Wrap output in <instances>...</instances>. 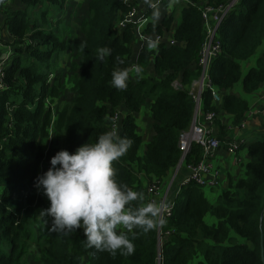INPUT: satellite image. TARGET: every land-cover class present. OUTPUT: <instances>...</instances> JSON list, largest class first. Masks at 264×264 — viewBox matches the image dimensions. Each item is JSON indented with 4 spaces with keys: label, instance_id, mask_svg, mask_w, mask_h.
I'll use <instances>...</instances> for the list:
<instances>
[{
    "label": "trees",
    "instance_id": "trees-1",
    "mask_svg": "<svg viewBox=\"0 0 264 264\" xmlns=\"http://www.w3.org/2000/svg\"><path fill=\"white\" fill-rule=\"evenodd\" d=\"M18 1V9L4 11L6 29L14 39V55L4 71L6 88L0 91V264H32L29 247L33 240L43 242L34 264H83L85 258L89 264H159V258L161 264H194L199 256L204 264H263L264 139L248 145L243 178H228V188L218 195L214 206L206 199L203 187L194 183L174 192L173 214L161 224V247L157 227L146 234L136 228L135 238L128 233L134 252L121 255L86 247L82 229L57 232L51 230L49 218L35 221V181L51 145V134L55 148L74 153L110 132L118 111L119 136L132 143L127 153L113 162L116 180L142 192L146 204L145 188L131 165L137 164L145 175L161 180L178 166L179 136L189 129L194 111L188 91L200 73L198 55L204 42L198 7H217L229 0H189V5L177 7L181 17L174 35L184 46L142 50L137 60L143 68L142 77L128 82L126 90L115 89L110 81L114 70L131 64L134 34L129 28L119 33L116 27L130 11V4L123 0L88 1L86 16L79 25L83 42L74 45L80 61L71 65L67 77L55 73L56 64L69 51V31L60 17L68 0ZM171 23L172 19L164 22L166 30ZM160 31L156 30L158 34ZM217 38L221 53L209 75L221 101L213 104L206 91L202 108L216 114L214 136L226 148L221 138L226 127L217 120L218 109L232 116L233 126L240 125L249 106L229 92L239 82L245 94L264 85V51L245 76L241 72V64L264 45V0H240L220 25ZM102 47L112 50L103 61L98 59ZM150 67L161 82L146 77ZM175 82L181 90L173 86ZM65 94L71 100L55 108ZM147 95L152 99L154 136L139 157L142 142L135 131V114ZM121 108L126 110L125 116ZM201 155V149L193 145L184 163L196 164ZM138 206L133 202V208ZM207 215L214 217L216 224L208 226L204 221ZM231 232L245 243L232 242Z\"/></svg>",
    "mask_w": 264,
    "mask_h": 264
},
{
    "label": "clouds",
    "instance_id": "clouds-1",
    "mask_svg": "<svg viewBox=\"0 0 264 264\" xmlns=\"http://www.w3.org/2000/svg\"><path fill=\"white\" fill-rule=\"evenodd\" d=\"M152 9L158 8V0H145ZM159 13L154 12V18ZM140 26L143 27L142 22ZM150 49L157 42L149 40ZM111 49H98V59L103 61L111 55ZM142 77L143 68L136 64L130 68L112 72L111 86L126 90L130 74ZM131 140L120 137L116 132H106L94 144L79 147L74 153L61 150L51 160V167L35 181V187L43 191L50 206L40 215L51 221V230L66 232L83 230L84 244L97 251L119 252L128 255L134 252V244L128 233L139 228L148 233L156 227L158 207L144 203L142 192L133 191L116 180L113 162L124 156ZM133 202L139 204L133 208Z\"/></svg>",
    "mask_w": 264,
    "mask_h": 264
},
{
    "label": "crops",
    "instance_id": "crops-1",
    "mask_svg": "<svg viewBox=\"0 0 264 264\" xmlns=\"http://www.w3.org/2000/svg\"><path fill=\"white\" fill-rule=\"evenodd\" d=\"M0 5H1V2H0ZM9 9H11V8H9ZM4 11H6V9L0 8V12L5 15V19H6V13ZM154 12L159 13L158 18H154V16H153ZM180 17H181V13L179 12L178 8L175 5H170L168 3L163 4L161 7H158L155 10H149V11L141 10L139 12L138 19L136 21V25H135L134 31H133L135 41H134V44L132 46V57H131V64H130L129 68L132 65L137 64L139 54L142 50L147 49L149 51L156 52V51H158L159 47L168 48L166 44H162L161 46L158 47V49L157 48L150 49L147 46V41H145L142 37L148 36L149 38H152L154 35H160L165 39L170 38L167 41L171 40L172 38L175 39L174 33H175L176 28L179 24ZM170 19H172V23L170 24L169 29L166 30V27L164 26V22H167ZM138 22H142L143 27H141L140 23H138ZM158 28L161 29L159 34L156 32V30ZM149 32H152V33L149 34ZM1 36H4L6 39H8L10 41V44L7 43L8 45L5 46L7 49V52H8V55H7L8 60L6 61L7 57L2 61L0 60V64L3 62H4L3 64H5L4 65L5 68L3 70V71H5V69L12 63V57L14 55V39L12 38V36L9 34V32L6 29L5 20H4L3 24L0 25V37ZM3 42H4V40H3ZM5 47H3V51H5ZM263 51H264V45H262L257 50V53L253 58H251L247 62L241 64L242 76H245V74L248 72V70L255 65L256 59L262 54ZM146 77L156 81L157 83L162 81L160 77H158L157 75L154 74L153 67H150L148 69V73H147ZM136 79H137L136 75L134 73H132V74H130V79L128 82L133 83ZM2 82H3V84H5L4 79ZM229 94H232V95L244 100L249 106V111L246 114L245 118L243 119V121L241 122L240 125L233 126L232 125V116L229 114H226V113H224L218 109L217 120L222 126L226 127V135H224L221 138L223 140H225L224 142L227 144L228 143H236L240 147L237 151H235L234 153L231 154V153L227 152L226 148H224L222 145L221 148L218 151H216L212 157H210V160H209L210 166L214 170H217L219 172L217 184L214 187L203 188L206 199L208 201L209 200L213 201V202L209 201V203L212 206L215 205L218 195L222 191H224L228 188V178L232 179L233 181H237V180L243 178L244 172H245V167L248 163V155H247L248 145L253 143V142L261 141L264 139V85H262L256 92H254L252 94H245V93H243L241 83L239 82L234 86V88L232 89V91L229 92ZM146 97H147V100H146L145 104H143V106L140 108L139 112L137 114H135V123H136L135 131H136L137 135L140 137L141 142H142L141 148H140V151L138 154L139 157L144 155L146 147L151 143L152 138L154 136L153 115L151 112L152 99H150L151 96H149V95H147ZM65 101H68V100L67 99L63 100L62 101L63 104ZM194 109H195V107H194ZM10 110L12 112V109H10ZM10 110H9V112H10ZM121 112H122L123 116L126 115V110L124 108H121ZM203 113H206V112L203 111L202 100H201L200 112L198 113V116H197V118H198L197 120L201 124H203ZM194 115H195V110L193 111V117H192L191 125L193 123ZM120 119H121V113L118 111L117 114L114 116L113 123H112L111 128H110L111 132H116L118 135H119L118 128H119ZM11 120H12V118H10V121ZM191 125H190V127H191ZM216 132H217V126L215 125V121H214L213 131H212L213 135H215ZM242 149H245V153L243 155H241ZM58 150L60 151V149H58ZM45 155H46V152L44 153V158H45ZM181 157H182V153H181ZM202 158H203V153L201 155L200 161L202 160ZM180 160H181V158H180ZM192 164H194V163H192ZM131 167L134 169L136 176H137V179L140 181V183L143 185V187L146 188L148 186L149 182L152 180L153 176L149 177V176L145 175L144 172L139 170L137 164H132ZM175 171H176V168L171 170L167 176V178L168 177L171 178V180H170V182H172L171 189L174 187L173 193L170 192L171 189L169 190V195L167 198V200L169 202H172V200L174 201V198H173L174 192L176 193L179 191V189L182 185V182L185 180V177L188 174L185 167H184V164H183V166L180 168V170L178 172V174L180 173L179 181L175 186L176 180L173 181V178H172ZM40 172H41V170L39 168L38 176H40ZM167 178H164L162 180L160 179L162 187L164 186L165 180ZM220 186H223L225 188L221 191H218ZM2 190H3V187H2V185H0V193L2 192ZM166 190L161 193V196H164L166 194ZM174 203H175V201H174ZM210 219L213 221V223L211 225L216 224L217 220L214 219V217L210 216ZM204 221H205V218H204ZM211 225H208V226H211ZM156 227L158 229L157 224H156ZM160 229H161V227H160ZM158 231H159V229H158ZM160 243H161V241L159 242V245H160ZM262 250H263V256H264V247H263V243L261 241V254H262ZM84 260H86V264H89L88 260L86 258L83 259V262H84ZM261 261H262V256H261ZM161 262H162V259L159 258V264H161ZM194 262H195L194 264H200V263L204 264L201 256L196 258Z\"/></svg>",
    "mask_w": 264,
    "mask_h": 264
},
{
    "label": "built area",
    "instance_id": "built-area-1",
    "mask_svg": "<svg viewBox=\"0 0 264 264\" xmlns=\"http://www.w3.org/2000/svg\"><path fill=\"white\" fill-rule=\"evenodd\" d=\"M164 1L179 8L189 5V0H158V7H161ZM123 2L130 4L131 7L130 11L123 17V19L116 23V27L118 26L120 31L129 28L133 32L139 12L141 10H155L150 8L148 4L145 3V0H123ZM239 2L240 0H229L225 5H220L217 7L208 6L206 4H199L198 7L199 11L201 12L204 42L198 55V67L200 73L198 78L191 84V87L188 91V95L194 103L195 115L189 130L182 132L179 136L178 147L182 153V157L172 177L173 181H175L179 172V168L184 164L188 174L185 177V180L182 182L183 186L188 185L189 183H194L199 187L206 188L214 187L217 184L219 172L214 170L209 164L210 157H212L213 154L222 146L220 141L216 139L212 133L216 114L214 112L203 113V124L198 122L197 116L200 112L202 95L206 91L210 93L213 104H219L221 101L217 88L212 85L209 70L213 61L221 53V46L217 38L218 29L227 15L238 5ZM4 20L5 15L0 12V25L3 24ZM142 38L147 42L149 40L156 41L157 49L162 44H166L168 48L184 46L183 43H178L174 38L167 41L170 38L165 39L160 35H154L152 38L143 36ZM7 60L8 56L6 58V61ZM3 63L0 64V91L6 88L5 84L2 82L4 79L3 70L5 68V64ZM173 86L175 88L180 87L176 82L173 84ZM193 145L198 146L202 150L203 158L196 164L186 165L184 163L185 157L190 152ZM239 147L240 146L236 143H226V150L231 154L237 151ZM161 189V180L154 177L145 188L147 195L146 204L154 203L158 207V213L155 220L159 229V242L161 241L160 247L162 245V233L160 229L161 224L165 219H168L172 216L175 207L173 200L172 202L167 200L170 189L166 191L164 196H161Z\"/></svg>",
    "mask_w": 264,
    "mask_h": 264
},
{
    "label": "rangeland",
    "instance_id": "rangeland-1",
    "mask_svg": "<svg viewBox=\"0 0 264 264\" xmlns=\"http://www.w3.org/2000/svg\"><path fill=\"white\" fill-rule=\"evenodd\" d=\"M88 1L89 0H68L67 4L63 8L62 13L60 14V17L64 20V28L69 31L68 39H69L70 44H69V51H67V53L59 60L58 64H56L57 69H56L55 75L63 73L64 75L69 77V75H71V70H70L71 65L78 64V62L80 61L76 54V51L74 50V45L81 44L83 42V38L79 33V25L86 16ZM0 2H1L0 8L6 9V10L9 8L15 10L19 8L20 6L18 0H1ZM117 29H118V32L120 33L118 26H117ZM7 43L10 44V41L6 39L4 36H1L0 37V60L1 61L4 60L8 55L7 49L5 47L6 45H8ZM3 47H5V51H3ZM65 85L66 84H63V87ZM63 97H64L62 98L63 100L64 99H67L68 101L71 100V97L69 95L65 94L63 95ZM62 104H63L62 101L58 102V104L55 105V108L61 107ZM55 146H56L55 137H54V134L52 133L51 134V145L50 147L49 146L47 147L45 158L42 161V164L40 166V170H41L40 176L43 175L51 167L50 165L51 158L59 152L58 150L59 147L55 148ZM244 153H245V149H242L241 155H243ZM179 177H180V173L177 174L175 186L179 181ZM170 180H171L170 177H168L165 180L164 186L160 190L161 193L165 191L166 189L167 190L170 189V187L172 186ZM224 188L225 187L220 186L218 191H221ZM173 191H174V187L171 189L170 192L173 193ZM210 202H213V201H210ZM47 208H48L47 197L43 195L42 190L37 189L36 190V206H35V214L37 218L35 220L36 223H40L45 220L46 217L41 216L40 213ZM205 223L208 225H211L213 223V221L210 219V215H207L205 217ZM230 239L232 240V242L237 243V244L245 243V241L242 238L238 237L234 232L230 233ZM42 245H43V242L42 241L38 242L37 240H33V242L30 243V247H29V251H30L29 257H31L29 259L30 263L34 264L35 260L38 259L39 252L42 248ZM83 264H86V260H84Z\"/></svg>",
    "mask_w": 264,
    "mask_h": 264
},
{
    "label": "water",
    "instance_id": "water-1",
    "mask_svg": "<svg viewBox=\"0 0 264 264\" xmlns=\"http://www.w3.org/2000/svg\"><path fill=\"white\" fill-rule=\"evenodd\" d=\"M178 90H181V88L180 87H176ZM262 212H263V214H264V207H263V210H262ZM261 256H262V262H263V264H264V256H263V250H262V254H261Z\"/></svg>",
    "mask_w": 264,
    "mask_h": 264
}]
</instances>
